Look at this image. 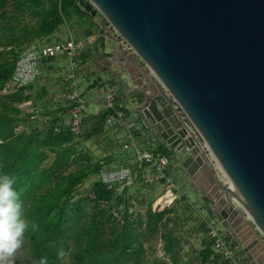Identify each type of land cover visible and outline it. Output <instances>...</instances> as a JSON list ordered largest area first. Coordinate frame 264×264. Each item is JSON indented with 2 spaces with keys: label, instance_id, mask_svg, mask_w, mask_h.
<instances>
[{
  "label": "water",
  "instance_id": "1",
  "mask_svg": "<svg viewBox=\"0 0 264 264\" xmlns=\"http://www.w3.org/2000/svg\"><path fill=\"white\" fill-rule=\"evenodd\" d=\"M76 9L91 20L101 15L131 48L118 46L110 64L143 93L140 122L170 148L188 184H206L212 203L224 204L232 246L249 264L264 263V0H78ZM166 92L227 184L187 136Z\"/></svg>",
  "mask_w": 264,
  "mask_h": 264
},
{
  "label": "trees",
  "instance_id": "2",
  "mask_svg": "<svg viewBox=\"0 0 264 264\" xmlns=\"http://www.w3.org/2000/svg\"><path fill=\"white\" fill-rule=\"evenodd\" d=\"M77 3L78 0H0V92L9 83L26 46L43 39L50 41L61 26L74 18L93 26L89 18L79 14ZM94 35L90 31L86 38ZM89 55L82 52L77 57L78 63L94 61ZM35 88L28 86L5 94L0 103V172L16 178L14 187L25 206V216L30 224L38 225L35 232L29 228L25 233L33 264L41 256L47 257L48 264H66L67 257L70 264H144V239L160 225L164 251L176 263V238L164 224L171 210L154 212L149 208L144 218L134 219L129 213L128 190L124 196H118L114 187L98 180L89 196L76 198L84 181L96 177L107 166L130 168L127 160L120 161L118 151L124 148L121 141L106 131L109 112L83 114L82 133L76 136L63 125L64 110L55 105L53 95L46 88L40 91ZM33 97L42 103L41 114ZM28 102L34 112L23 114L18 106ZM36 118H41L36 120L41 127L32 130L28 125L30 119ZM89 141L109 153L104 161L93 162L83 153V143ZM156 145L154 155L165 156L170 163L172 157L175 159L172 151L164 149L161 143ZM134 165L137 179L143 184L135 162ZM86 204L92 206L93 213L86 210ZM121 206L124 216L118 220L112 211ZM209 215L213 216V212L209 211ZM104 225L108 226L106 235ZM202 244L200 257L207 264L212 254L208 234ZM217 263L226 264L218 260Z\"/></svg>",
  "mask_w": 264,
  "mask_h": 264
},
{
  "label": "rangeland",
  "instance_id": "3",
  "mask_svg": "<svg viewBox=\"0 0 264 264\" xmlns=\"http://www.w3.org/2000/svg\"><path fill=\"white\" fill-rule=\"evenodd\" d=\"M89 22L92 23L93 26L89 25L87 22L79 20L78 18H74L68 25L61 26L56 35H54L50 41L43 39L37 42L51 44L66 42L69 40V36H71L76 42H80L83 47L82 52H88L90 54L89 56H91V58L93 57L94 60L86 62L88 65H85L86 63L84 65H80L78 63L79 67L77 69V76L79 86H83L88 89L85 99L87 101L91 100L96 88L106 90L108 87H114L117 101L121 103L126 110L135 111L136 108H138V106L143 102L144 96L142 93H127L121 88L124 81L123 79H126L125 73L120 71L112 72L111 74L101 72L104 71V67H107V69L111 68V64L109 62L108 66H101L100 53L104 50L107 54H109L113 50H117L118 45H120L123 50H126L123 40L113 31L101 15L98 14L94 20L89 19ZM90 31L96 34L94 36L99 37L96 44L94 41H91L92 38H86V34ZM100 34L102 35L99 36ZM122 42L123 45L121 44ZM52 62L53 71L51 78H46L43 84H39L38 87L36 86L35 89H37V91H40L42 88H46L47 92H49L52 91L51 87L53 90L57 88L58 90L61 89L60 91H63L65 80L68 78L70 70L68 59L64 56H57L52 60ZM4 95L5 92H0V103ZM33 102L35 103V108L38 109L41 114L43 109L41 101H36V98L33 97ZM18 107L24 114H32V112H34V108L28 103H24ZM88 108L90 112H93L96 109L93 104L89 105ZM40 117L42 116L40 115ZM39 119L41 118L30 119L31 123L28 125L29 128L32 130L33 128L40 129L41 125L36 123V120ZM106 127V131L109 132L110 136H114L115 139L121 141V145L124 146L123 149L118 151L121 157L120 161L122 160L125 162L127 160L131 170L137 174L134 165V162L136 161V151L130 145L131 141L127 139V131L108 125H106ZM21 128V126L18 127L17 132H19ZM132 135L138 148L142 151H148L151 153L154 152L157 143H161L164 149L171 151L165 143L160 141V139L152 141L150 133L147 129L145 130L141 122H136L133 125ZM82 147L84 150L83 153L90 156L93 162L104 161L105 157L109 154L103 152L102 148L99 146H96L94 141L84 142ZM50 157L52 156L50 155ZM123 162L118 163L122 164ZM114 168L116 167L110 166L109 168V166H107L105 169ZM178 170L179 166L177 165L176 160L172 157L171 163L167 169H165L164 173H166L168 177L172 178L178 189L179 195L178 199L170 207L166 208V210H171L172 213L167 215L164 224L171 228L173 235L176 238V263H174L173 260L170 259V255L164 251V246L161 241V233L163 232V229L162 225H160L156 232L147 234L144 239V246L146 250L144 255V264H203L200 253L203 250L202 243L203 240L206 239L207 234L203 219L221 231V223L216 217L220 216V214L226 213L224 204L215 206L212 203L214 195L210 192L206 184H204V186L202 184L197 185V183L188 184L181 168L180 170L182 173H179ZM95 181H97V177H91L84 181L82 186H80L76 192V198H86L89 196L91 187ZM198 187H200V190ZM165 193L166 189L163 187L161 182L152 186L144 187L143 184L139 182L138 178L135 186L128 190L127 193L130 208L129 213L132 214L134 219H136L138 217L144 218L145 213L149 208L158 212L156 206L159 202L160 204L164 203L166 200L163 198ZM204 197H206V201L204 200ZM233 204L236 208L238 206L243 209L239 203L233 202ZM85 207L90 214L93 213L91 205L86 204ZM209 211L214 213L213 216L209 215ZM112 213L116 218H118V220H122L124 216V206L115 208ZM102 230L106 235L108 232V226L104 225ZM73 249L74 248L71 249V252H73ZM233 252L235 257H239V255L242 254L238 249H234ZM242 258L243 262L240 264H245V259L244 257ZM14 264H33L32 258L28 253V244L25 237L22 247L18 249L15 254ZM66 264H70L69 257L66 258ZM207 264L211 263L209 262Z\"/></svg>",
  "mask_w": 264,
  "mask_h": 264
},
{
  "label": "built area",
  "instance_id": "4",
  "mask_svg": "<svg viewBox=\"0 0 264 264\" xmlns=\"http://www.w3.org/2000/svg\"><path fill=\"white\" fill-rule=\"evenodd\" d=\"M123 42L121 43L122 45ZM124 44L126 46L125 51L132 53L131 48L125 42ZM82 50V44L76 43L71 36H69V40L66 42L53 44H29L25 47L17 60L15 71L9 83L6 84L3 92H5V94H11L17 92L21 88L43 84L46 78H48L47 71L52 60L57 56L66 57L70 67L68 78L65 80L63 91L53 97V102L57 107L64 110V113L62 114V122L65 128H67V130L73 135H80L82 133L81 128L85 107V101L82 96L85 92V88L79 86L78 83L77 69L79 65L77 57L82 53ZM115 92L114 87H108L104 92L103 110L109 112L105 124L127 131V139L131 141L130 145L136 151L135 163L142 176L143 184L145 186H152L161 182L163 187H165L166 193L163 198L167 197V201H165L164 204H160L159 202L156 206L158 212H162L170 207L178 199L179 195L178 189L172 178L164 173L165 169L170 165V160L165 156L159 154L154 155L151 152L142 151L138 148L132 135V127L139 120L138 113L133 114L126 110L124 106L117 101ZM166 95L173 110L180 115L182 122L185 124L187 136H193L196 147H206L200 135L188 121L178 105L167 92ZM203 151L208 155L205 149ZM209 161L213 169L217 171L219 169L218 166H216L211 159ZM221 172H217L220 181L222 184H227L228 181L224 178L225 176ZM137 174H135L129 167L120 166L112 170L102 169L96 177L101 184L114 187L118 196H124L126 190H130L135 186ZM237 209L240 210L252 226H256L255 223L247 219V213L243 209L238 206ZM154 212L157 211L154 210ZM203 223L212 245V254L210 256L211 264H219L217 263V260L226 264H240L243 262L242 257L234 256V248L231 245L230 240L225 236L224 231H220L204 219ZM261 238L264 240L262 234Z\"/></svg>",
  "mask_w": 264,
  "mask_h": 264
},
{
  "label": "clouds",
  "instance_id": "5",
  "mask_svg": "<svg viewBox=\"0 0 264 264\" xmlns=\"http://www.w3.org/2000/svg\"><path fill=\"white\" fill-rule=\"evenodd\" d=\"M16 178L0 172V264H14V257L22 247L25 233L31 228L38 229L36 223H29L25 216V206L14 187ZM34 264H48L47 257L41 256Z\"/></svg>",
  "mask_w": 264,
  "mask_h": 264
},
{
  "label": "crops",
  "instance_id": "6",
  "mask_svg": "<svg viewBox=\"0 0 264 264\" xmlns=\"http://www.w3.org/2000/svg\"><path fill=\"white\" fill-rule=\"evenodd\" d=\"M101 33V32H100ZM99 36H101V34L99 35ZM108 36V35H107ZM108 37H110V36H108ZM90 38H92L91 39V41H94L95 42V44L97 43L96 41H98V39H99V37H97V36H91ZM111 39H112V37H111ZM113 40V39H112ZM33 43H38V44H51V43H39V42H33ZM103 45V44H102ZM119 46V45H118ZM115 51L116 50H113L111 53H109V54H107L104 50L102 51V53H100V65L102 66V65H107L108 66V63L110 62V60H112V58H113V54L115 53ZM92 59H93V57H92ZM88 62V61H87ZM52 64H53V62L52 63H50V65H49V67H48V79L49 78H51V76H52V71H53V67H52ZM79 65V64H78ZM85 65H88L87 63L85 64ZM116 65L117 66H119L120 65V63H116ZM111 68H109V69H107V67L105 68H103L104 69V71H101V72H105V73H112V72H122L119 68H117V69H114L113 68V65L111 64V66H110ZM80 69H82V68H80ZM50 75V76H49ZM126 77V76H125ZM47 79V80H48ZM120 80H122V79H120ZM124 81H123V85H122V89L125 91V92H127V93H131V92H136V93H142L141 91H139V89H137L135 86H133V84L128 80V78L126 77V79H123ZM50 81V80H49ZM136 82H139L138 81V79H136ZM47 83H48V81H47ZM52 83H54V82H52ZM53 85V84H52ZM38 87V85H35V87ZM64 88V87H63ZM83 88H85V87H83ZM51 90L52 91H49L50 92V94L51 95H53V97L54 96H56V95H58L59 93H61L62 91H60V90H58L57 88H55L54 90L52 89V87H51ZM104 92H105V90L104 89H102V88H96V91H95V93H94V95H93V97L91 98V100H89V101H87L86 99H85V95L88 93V89L87 88H85V92H84V94H83V99H84V101H85V107H84V114H86V115H97L99 112H101L102 110H103V104H104V99H103V96H104ZM49 94V95H50ZM143 94V93H142ZM144 96V95H143ZM28 104L29 105H31V102H28ZM93 104V106L96 108L93 112H90L89 111V105H92ZM35 109V108H34ZM22 111V110H21ZM23 112V111H22ZM131 113H133V114H136V113H138V108H136V110L135 111H130ZM24 114V113H23ZM138 122V121H137ZM179 173H182L181 172V170H180V167H179ZM204 186V185H203ZM230 217V215L228 214H226V213H223V214H220V216H217L216 218L219 220V222L221 223V231H224V234H225V228L226 227H229L230 225H231V222L229 221V218ZM231 243V242H230ZM232 245V244H231ZM233 248H234V246H233ZM235 249V248H234ZM261 249V248H260ZM264 251V250H263ZM241 252V251H240ZM242 253V252H241ZM253 253L254 254H258V249L256 250V249H253ZM242 255V256H241ZM241 255H239L240 257H244V259H245V264H249V261H248V259H247V257H246V255L244 254V253H242ZM261 264H264V263H261Z\"/></svg>",
  "mask_w": 264,
  "mask_h": 264
},
{
  "label": "bare ground",
  "instance_id": "7",
  "mask_svg": "<svg viewBox=\"0 0 264 264\" xmlns=\"http://www.w3.org/2000/svg\"><path fill=\"white\" fill-rule=\"evenodd\" d=\"M199 149H200V150H204V149H205L206 152L208 153V158H209V160L211 159V161L214 162L215 165L218 166V168H219L218 163L216 162V160H215V159L213 158V156L211 155L210 150L208 149L207 146H206V147L204 146V148H203V147H202V148L200 147ZM218 168H217V169H218ZM219 170H220V168L217 170L218 173L221 172V170H220V171H219ZM221 173H222V172H221ZM222 176H223V174H222ZM223 177H224V176H223ZM224 178H225V177H224ZM165 199H166L165 201H167V197H165ZM165 201H164V202H165ZM232 201H233V202H237V203H239V204L241 205V207L245 210L243 204L240 202V200L237 198V196H236L235 194L233 195V199H232ZM163 204H164V203H163ZM245 211H246V210H245ZM246 213H247V215H248V216H247V219L254 223L253 219L251 218V216L248 214L247 211H246ZM262 235H263V234H262ZM263 236H264V235H263Z\"/></svg>",
  "mask_w": 264,
  "mask_h": 264
}]
</instances>
